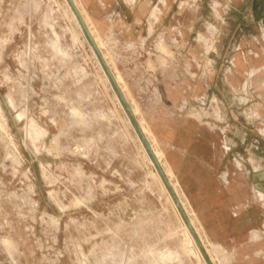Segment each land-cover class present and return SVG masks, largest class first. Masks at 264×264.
Masks as SVG:
<instances>
[{"label": "rangeland", "instance_id": "obj_1", "mask_svg": "<svg viewBox=\"0 0 264 264\" xmlns=\"http://www.w3.org/2000/svg\"><path fill=\"white\" fill-rule=\"evenodd\" d=\"M75 1L171 187L68 1L0 0V264H264V0Z\"/></svg>", "mask_w": 264, "mask_h": 264}, {"label": "water", "instance_id": "obj_2", "mask_svg": "<svg viewBox=\"0 0 264 264\" xmlns=\"http://www.w3.org/2000/svg\"><path fill=\"white\" fill-rule=\"evenodd\" d=\"M68 1H69L70 5H71V7H72V9H73V11H74L76 17H77L79 23L81 24V27H82L83 31L85 32V34H86V36H87V38H88V40H89L91 46L93 47L95 53H96L97 56L99 57V60L101 61V63H102V65H103V68H104L105 72L107 73V75H108V77H109L111 83L113 84V86H114V88H115V90H116V92H117V94H118V96H119V98H120V100H121L123 106L125 107V109H126L128 115H129V117H130V119H131L133 125L135 126V128H136V130H137L139 136L141 137V139H142V141H143V143H144L146 149L148 150L149 154L151 155L152 159L154 160V162H155L156 166L158 167V170H159L160 174L162 175V177L164 178L166 184H167L169 187H171V186H170V183H169V181H168V179H167V177H166V175H165V172H164L163 169L161 168V165H160V163H159L157 157L155 156V153H154V151H153V149H152V147H151V144L149 143V141H148L147 138L145 137V135H144V133H143V131H142L140 125H139V122H138V120L136 119V117H135V115H134V113H133V110H132L131 106L129 105L127 99L125 98V96H124V94H123V92H122V90H121L119 84L117 83V81H116V79H115L113 73L111 72V70H110V68H109V66H108V64H107V62L105 61V59H104V57H103L101 51L99 50L98 45L96 44V42H95L93 36L91 35V33H90V31H89L87 25L85 24V22H84V20H83V17L81 16V14H80L78 8L76 7L74 1H73V0H68ZM174 197H175V199H177V197H176L175 195H174ZM182 213H183V215H184V217H185V219H186V221H187V224L189 225V227L191 228V230L194 232V230H193V228H192V225H191V222L189 221V219L187 218V216H186V214H185V212H184L183 210H182ZM197 241H198V243L201 245V242H200V240H199L198 238H197Z\"/></svg>", "mask_w": 264, "mask_h": 264}, {"label": "crops", "instance_id": "obj_3", "mask_svg": "<svg viewBox=\"0 0 264 264\" xmlns=\"http://www.w3.org/2000/svg\"><path fill=\"white\" fill-rule=\"evenodd\" d=\"M169 140L174 142L173 143L174 147L182 148L184 145H186V143L189 142L190 136L188 133L184 134V133H182V131H176V132H172V138H170ZM229 196H230V194H229ZM217 200H218V202L227 203L225 193L222 191L218 192L217 193ZM229 200L230 199L228 197V202H230Z\"/></svg>", "mask_w": 264, "mask_h": 264}, {"label": "bare ground", "instance_id": "obj_4", "mask_svg": "<svg viewBox=\"0 0 264 264\" xmlns=\"http://www.w3.org/2000/svg\"><path fill=\"white\" fill-rule=\"evenodd\" d=\"M68 1V0H67ZM74 1V3H75V5H76V7L78 8V10H79V7H78V4H77V2L75 1V0H73ZM68 4H69V6H70V8H71V10H72V13H73V15H74V17H75V19L77 20V22L79 23V21H78V19H77V17H76V15H75V13H74V11H73V9H72V7H71V5H70V3H69V1H68ZM79 12H80V14H81V16L83 17V20H84V22H85V24L87 25V20L85 19V17L83 16V14L81 13V11L79 10ZM79 25L81 26V24L79 23ZM87 27H88V29H89V31H90V33H91V35H93L92 34V31L90 30V28H89V26L87 25ZM94 40H95V38H94ZM95 42H96V40H95ZM31 43V42H30ZM145 132H147V130L144 128V133Z\"/></svg>", "mask_w": 264, "mask_h": 264}]
</instances>
